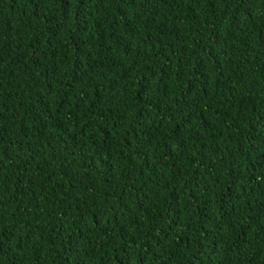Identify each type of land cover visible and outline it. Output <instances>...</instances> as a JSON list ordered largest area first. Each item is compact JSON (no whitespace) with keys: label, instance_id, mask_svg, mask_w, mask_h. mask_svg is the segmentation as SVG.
<instances>
[{"label":"trees","instance_id":"obj_1","mask_svg":"<svg viewBox=\"0 0 264 264\" xmlns=\"http://www.w3.org/2000/svg\"><path fill=\"white\" fill-rule=\"evenodd\" d=\"M0 264H264V0H0Z\"/></svg>","mask_w":264,"mask_h":264}]
</instances>
